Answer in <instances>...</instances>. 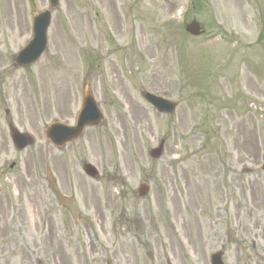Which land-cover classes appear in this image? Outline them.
<instances>
[{"label":"rangeland","instance_id":"rangeland-1","mask_svg":"<svg viewBox=\"0 0 264 264\" xmlns=\"http://www.w3.org/2000/svg\"><path fill=\"white\" fill-rule=\"evenodd\" d=\"M51 14L43 54L19 67L32 14L0 0V117L33 139L18 151L0 131V264H210L216 250L264 264V0H59ZM193 18L204 35L184 33ZM85 87L104 120L55 148L44 129L74 123ZM143 91L175 111L157 113Z\"/></svg>","mask_w":264,"mask_h":264},{"label":"water","instance_id":"water-1","mask_svg":"<svg viewBox=\"0 0 264 264\" xmlns=\"http://www.w3.org/2000/svg\"><path fill=\"white\" fill-rule=\"evenodd\" d=\"M29 5L33 11H35L34 0H28ZM51 6L57 4V0H49ZM49 24V11H44L37 14L34 17L33 35L29 43L18 53L16 61L19 65L30 64L38 59L42 51L46 46V29ZM185 31L192 35H199L203 31L199 23L195 20H191L185 24ZM143 97L154 105L158 111L171 113L175 109V103L155 96L151 93L144 92ZM103 119V115L99 111L93 97L86 89L83 93V100L81 104V110L75 126H67L59 123H53L45 130L46 137L57 146H61L64 143L76 138L83 130L85 126H94L99 124ZM11 139L13 144L18 149H23L31 143V139L25 134L19 133L17 130H12ZM164 140H161L157 147L149 150V155L152 158H159L163 152ZM263 163L261 169L264 171V153ZM85 172L90 176L97 174L96 170L90 165L85 164L83 166ZM47 186L50 191L55 195L59 204L65 206L72 216L77 219L78 209L73 197L65 198L61 195L60 191L55 185L53 177L49 170L46 173ZM149 190L147 184H141L138 188V196H145ZM211 264H222L221 253L217 252L211 256Z\"/></svg>","mask_w":264,"mask_h":264},{"label":"flooded vegetation","instance_id":"flooded-vegetation-1","mask_svg":"<svg viewBox=\"0 0 264 264\" xmlns=\"http://www.w3.org/2000/svg\"><path fill=\"white\" fill-rule=\"evenodd\" d=\"M58 23H59V25L62 26V22H61L60 20H58ZM5 114H6V112H5ZM7 126H8V122H7L6 116H5L4 119H2V117H0V131H1V132L4 131L5 128H7ZM3 163L5 164V161L0 162V164H1V166H0V171L3 170ZM63 194H64V193H63ZM59 207L62 208L64 211H66V212L68 213V211H67L65 208H63V207H61V206H59ZM68 214H69V213H68Z\"/></svg>","mask_w":264,"mask_h":264}]
</instances>
